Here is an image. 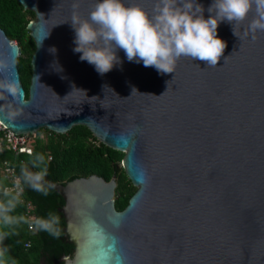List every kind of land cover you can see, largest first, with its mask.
Wrapping results in <instances>:
<instances>
[{
    "label": "water",
    "instance_id": "95a60500",
    "mask_svg": "<svg viewBox=\"0 0 264 264\" xmlns=\"http://www.w3.org/2000/svg\"><path fill=\"white\" fill-rule=\"evenodd\" d=\"M35 20L29 97L19 47L0 29V123L13 135L64 136L86 127L125 153L136 188L115 207L116 179L92 175L27 191L35 217L60 218L59 238L38 231L39 264H264V32L221 22L216 67L180 57L174 73L129 62L100 75L74 52L75 13L99 0H16ZM150 15L156 0H122ZM205 19L213 0H197ZM74 5L76 7L74 8ZM235 31L236 36L233 34Z\"/></svg>",
    "mask_w": 264,
    "mask_h": 264
},
{
    "label": "clouds",
    "instance_id": "9594fccd",
    "mask_svg": "<svg viewBox=\"0 0 264 264\" xmlns=\"http://www.w3.org/2000/svg\"><path fill=\"white\" fill-rule=\"evenodd\" d=\"M253 9L255 16L248 28L252 33L264 32V0H213L207 9V19L203 5L197 0H156L151 15L139 5L126 6L122 0H99L87 19L73 14V50L100 75L121 63L118 50L125 53L129 62H142L144 67H154L161 74L174 73L180 57L216 67L227 47L218 36L219 24L227 21L234 30V26L243 23ZM233 34L236 36L235 31ZM0 90L13 96L17 92L11 83L3 82H0ZM42 164L44 156L37 154L33 167ZM46 176V167L32 172L22 166L12 187L0 184V264H16L4 241L18 235L20 225L60 237L57 214L49 213L47 218L14 214L23 192L22 183L45 196L55 187L50 182L45 183Z\"/></svg>",
    "mask_w": 264,
    "mask_h": 264
},
{
    "label": "trees",
    "instance_id": "16d2710c",
    "mask_svg": "<svg viewBox=\"0 0 264 264\" xmlns=\"http://www.w3.org/2000/svg\"><path fill=\"white\" fill-rule=\"evenodd\" d=\"M34 20V13L25 11L16 0H0V29L10 42L16 43L19 47L16 65L27 98L33 74L31 57L35 52V44L27 31V26ZM3 136L0 133V142ZM37 154L44 156V164L33 167ZM124 157L125 153L103 144L86 127H75L64 136L43 129L33 139L32 155H18L6 147L0 151V184L12 187L11 180L5 176L6 168L14 169V175L19 177L22 166L32 172L46 167L48 179L56 185H65L72 180L88 178L92 175L100 176L107 182L116 179L115 207L121 211L136 191L122 167ZM23 186L24 202L20 200L14 214L28 217L26 207L27 204L32 207V203L27 191L31 188L25 184ZM31 213L35 217L33 207ZM17 231L18 235L4 241V246L9 248V255L16 264H39L42 244L38 230L29 232L27 225H20Z\"/></svg>",
    "mask_w": 264,
    "mask_h": 264
},
{
    "label": "built area",
    "instance_id": "2783aa9c",
    "mask_svg": "<svg viewBox=\"0 0 264 264\" xmlns=\"http://www.w3.org/2000/svg\"><path fill=\"white\" fill-rule=\"evenodd\" d=\"M0 133H2L4 136L2 138V141L0 142V151H2L5 147L11 150L12 152L18 154V155H31L33 154V139L37 137L36 136H26V135H13L10 131H8L5 127H3L0 123ZM5 176L12 182V186L14 185L15 179L17 176L14 175V169L11 167L6 168ZM23 192L20 195V200L22 202L24 195H25V188L22 183ZM18 191V190H17ZM27 216L28 218L33 217L31 211L32 207L27 204ZM29 230V228H28ZM29 232H33V230H29ZM28 248V245L26 246Z\"/></svg>",
    "mask_w": 264,
    "mask_h": 264
}]
</instances>
